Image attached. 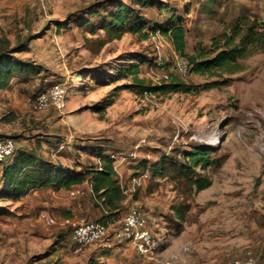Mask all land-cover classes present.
Returning a JSON list of instances; mask_svg holds the SVG:
<instances>
[{
    "label": "rangeland",
    "instance_id": "rangeland-1",
    "mask_svg": "<svg viewBox=\"0 0 264 264\" xmlns=\"http://www.w3.org/2000/svg\"><path fill=\"white\" fill-rule=\"evenodd\" d=\"M98 1L0 0V52L10 55L14 66L23 65V75L0 91V136L14 139L19 149L38 146L42 156L74 170L93 166L97 153L116 155L124 183L140 177L144 164L165 155L184 160L183 153L199 150L208 153L212 165L197 171L211 184L192 192L171 178L149 175L131 193L127 210L149 212L151 226L163 237L166 249L156 262L111 237L73 252L67 218L99 216L84 208L87 188L75 196L65 189H39L14 202L0 187V264H165L183 246L190 251L175 264L230 261L247 249L255 264H264V151L259 149L264 147V52L244 60L237 74L183 77L175 69L181 56L172 42L153 31L175 17L188 30L187 54L197 47L211 51L238 18L262 25L264 0H159L169 8L144 10L152 26L143 34L128 33L104 46L102 30L91 34L83 28L87 20H98L88 10ZM28 38L27 49L13 50ZM130 69H137L136 75ZM135 77L152 86L180 77L199 89L152 99L129 89L115 91ZM214 81L226 83L204 89ZM55 84L66 89V110L37 111L34 96ZM135 197L150 201L151 212L133 205ZM179 208L183 220L176 215ZM43 213L54 224H46ZM169 218L182 225L180 235Z\"/></svg>",
    "mask_w": 264,
    "mask_h": 264
},
{
    "label": "trees",
    "instance_id": "trees-1",
    "mask_svg": "<svg viewBox=\"0 0 264 264\" xmlns=\"http://www.w3.org/2000/svg\"><path fill=\"white\" fill-rule=\"evenodd\" d=\"M208 1L214 2V0ZM152 8L162 11L169 8V5L159 0H129L127 2L123 0H101L88 8L90 15L92 17L97 16L98 20L95 22L87 20L83 24V28L91 34H96L99 29L102 30L106 36V39L102 41V46H104L108 42L121 39L128 33L132 35L143 34L147 28L152 26V22L146 18L143 11ZM174 19L175 17H171L167 24L158 25L153 31L160 32L162 36L170 40L176 52L189 62V71L198 75L220 78L226 74H237L244 70V60L256 53L264 52V23L257 26L250 23L247 18L240 17L232 26L230 34L224 33L218 41H215L211 51L197 47L194 54L189 55L186 52L187 27L180 20L179 23H175ZM66 25L64 24V26ZM29 39L20 41L13 50L23 52L28 48ZM11 58L10 55L0 52V91L6 88L18 76L17 74L20 77L23 75L21 69L23 65L20 60L17 59V62L21 65L14 66L11 63ZM136 70L130 69L129 73L136 75ZM18 71L19 73H17ZM225 83L226 81H214L206 83L203 87L205 90H209ZM121 89H129L137 95H145L148 92L152 95L167 96L197 92L199 87L187 84L180 77L168 79L154 86L146 85L143 80L135 77L133 83L118 87L115 91ZM105 108L103 106L97 111L102 113ZM96 155L98 161L93 166L74 170L42 156L38 146L36 148H17L11 159L0 164L1 193L4 197L17 202L39 189H65L72 192L75 189L87 188L85 185L88 184L91 189L89 203L93 210L100 213L92 222L113 225L120 222L123 216L132 209L127 210V205H125L131 196V192H129L131 185L128 181L124 183L121 180L117 168L118 164L115 163V160L118 161L116 155H105L101 152ZM183 159L165 155L152 165H142L143 173L140 175H148V177L151 175L153 179L168 177L172 179L175 185L185 186L192 192L207 189L211 182L202 176L197 168H207L212 165L208 159V153L199 150L185 152ZM133 178L130 181L131 184ZM143 183L140 187L143 186ZM140 187H137L132 193H136ZM176 215L183 220L185 216L183 208L176 209ZM67 219L75 220L72 217ZM169 220L172 221L173 219L169 218ZM172 222L176 235H180L182 225L177 221Z\"/></svg>",
    "mask_w": 264,
    "mask_h": 264
},
{
    "label": "built area",
    "instance_id": "built-area-1",
    "mask_svg": "<svg viewBox=\"0 0 264 264\" xmlns=\"http://www.w3.org/2000/svg\"><path fill=\"white\" fill-rule=\"evenodd\" d=\"M176 71L180 76L186 77L190 72V64L180 58L175 63ZM146 99H152L154 95L145 93ZM68 105V96L63 84H55L48 90L40 92L34 96L33 106L37 111L63 112ZM264 151V147H259ZM17 151V144L14 139L0 136V164L11 159ZM146 175L135 177L129 192H134L140 187ZM80 190H73L71 195L75 196ZM46 224H54V220L47 214L41 215ZM65 224L70 226L71 248L75 254H79L88 246L95 245L111 237L114 242L133 245L137 253L147 261H159L160 256L165 251L163 248V237L150 224L149 216L139 208H132L123 217L119 226L112 228L102 222H89L85 220L67 219ZM189 247L183 246L179 253L173 254L169 262L165 264H175L180 259L182 253H188ZM253 251L247 249L242 256L235 257L230 261H220L215 264H255Z\"/></svg>",
    "mask_w": 264,
    "mask_h": 264
},
{
    "label": "crops",
    "instance_id": "crops-1",
    "mask_svg": "<svg viewBox=\"0 0 264 264\" xmlns=\"http://www.w3.org/2000/svg\"><path fill=\"white\" fill-rule=\"evenodd\" d=\"M148 178V175H146L145 176V179H144V182H146V179ZM129 185H131L132 186V184H131V182H129ZM85 186H87V189L89 190V193L91 192V189H90V187H89V185L88 184H86ZM130 186V187H131ZM130 197V196H129ZM142 198H134V199H132V202H133V205H136V206H141V207H145V210H149L150 212H151V210H152V208L150 207V201H143V200H141ZM129 200H130V198L125 202V205H127V207L129 206ZM89 205H84L85 207V210L86 211H89L90 212V210H91V208H92V206H91V204L90 203H88ZM99 212V211H98ZM99 215H100V213H99ZM148 215H150L149 214V212H148Z\"/></svg>",
    "mask_w": 264,
    "mask_h": 264
}]
</instances>
